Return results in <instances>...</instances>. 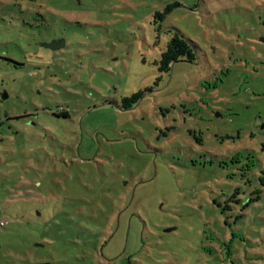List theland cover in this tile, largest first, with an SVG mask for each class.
<instances>
[{"label": "rangeland", "instance_id": "374dc122", "mask_svg": "<svg viewBox=\"0 0 264 264\" xmlns=\"http://www.w3.org/2000/svg\"><path fill=\"white\" fill-rule=\"evenodd\" d=\"M263 40L264 0H0V264H264Z\"/></svg>", "mask_w": 264, "mask_h": 264}, {"label": "trees", "instance_id": "16d2710c", "mask_svg": "<svg viewBox=\"0 0 264 264\" xmlns=\"http://www.w3.org/2000/svg\"><path fill=\"white\" fill-rule=\"evenodd\" d=\"M156 15H159L156 13ZM197 58V52L195 50V47L192 42H189L184 38L183 35L179 33H175L173 37L167 42L165 50L161 53L160 59L158 60V70L161 72L169 71L170 65L173 62L176 61H188V62H194V60ZM15 65H19L18 63L14 62ZM142 94L140 92L136 94H132L130 96H126L122 98L120 109L122 110H128L132 109L133 105L140 99ZM54 115L57 116H67V111L62 112H54ZM32 116V113L29 114H23L18 115L14 118H28ZM9 120V118H4V120ZM1 124V123H0ZM248 170V169H247ZM262 170L263 167L260 169L259 173H254L256 175L258 183L261 186H264V181L262 179ZM260 192V189L255 190L256 198H258V193ZM255 198V199H256ZM255 199H251V201H255ZM234 200H237L234 198ZM4 226V225H2ZM34 264H49L48 262H36Z\"/></svg>", "mask_w": 264, "mask_h": 264}, {"label": "water", "instance_id": "95a60500", "mask_svg": "<svg viewBox=\"0 0 264 264\" xmlns=\"http://www.w3.org/2000/svg\"><path fill=\"white\" fill-rule=\"evenodd\" d=\"M42 46L49 48L51 50H57L60 49L61 47L65 46V39L63 37H56L54 39H51L47 42H43L41 43ZM1 98L4 100L6 98V93L3 92V94L1 95ZM176 227H170V228H166L164 229L165 232H169L172 230H175Z\"/></svg>", "mask_w": 264, "mask_h": 264}, {"label": "built area", "instance_id": "2783aa9c", "mask_svg": "<svg viewBox=\"0 0 264 264\" xmlns=\"http://www.w3.org/2000/svg\"><path fill=\"white\" fill-rule=\"evenodd\" d=\"M0 225H4V222H2L1 220H0Z\"/></svg>", "mask_w": 264, "mask_h": 264}, {"label": "flooded vegetation", "instance_id": "af4514ba", "mask_svg": "<svg viewBox=\"0 0 264 264\" xmlns=\"http://www.w3.org/2000/svg\"><path fill=\"white\" fill-rule=\"evenodd\" d=\"M264 41V40H263Z\"/></svg>", "mask_w": 264, "mask_h": 264}]
</instances>
